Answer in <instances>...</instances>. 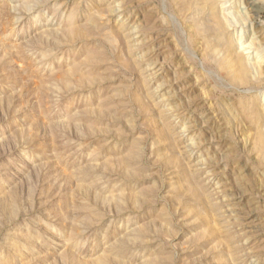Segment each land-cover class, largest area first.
I'll list each match as a JSON object with an SVG mask.
<instances>
[{"label": "rangeland", "instance_id": "374dc122", "mask_svg": "<svg viewBox=\"0 0 264 264\" xmlns=\"http://www.w3.org/2000/svg\"><path fill=\"white\" fill-rule=\"evenodd\" d=\"M0 264H264V0H0Z\"/></svg>", "mask_w": 264, "mask_h": 264}]
</instances>
